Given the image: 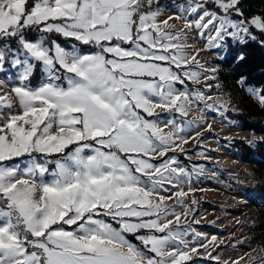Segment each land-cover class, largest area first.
<instances>
[{
  "label": "snow or ice",
  "instance_id": "6c2138e0",
  "mask_svg": "<svg viewBox=\"0 0 264 264\" xmlns=\"http://www.w3.org/2000/svg\"><path fill=\"white\" fill-rule=\"evenodd\" d=\"M192 31L207 50L264 47V14L243 0H183L163 19L158 0H0V72H18L10 90L0 80V264H222L217 238L181 223L192 172L174 153L188 154L192 106L227 112L189 87L209 71ZM237 84L264 105V87Z\"/></svg>",
  "mask_w": 264,
  "mask_h": 264
},
{
  "label": "rangeland",
  "instance_id": "374dc122",
  "mask_svg": "<svg viewBox=\"0 0 264 264\" xmlns=\"http://www.w3.org/2000/svg\"><path fill=\"white\" fill-rule=\"evenodd\" d=\"M181 3L183 0H158L161 18L175 16L177 6ZM171 23L182 27L184 21L173 20ZM188 37L186 43L191 47L187 51L193 53L199 50L198 59L206 62V67L209 69L201 76L199 83L190 82L189 87L201 88L205 97H211L217 105H226L227 112L221 116L217 111L202 110L196 105L192 106L189 119L198 120L199 125L185 132V135L190 137L189 143L183 145L188 154L185 156L179 151L174 153L181 164L192 172L191 180L184 179L181 183V190L187 193L184 201L191 210V213L181 223H188L193 216L199 220V224L194 225L196 231L206 238L204 242L211 241L212 237L217 238L218 247L210 244L209 250L214 254L218 253L223 264H231L237 260L239 264H264L263 213L251 207L244 193L230 190L229 184L225 181L229 178L245 182L251 187L254 184L253 167L241 162L237 154L222 142V140L243 139L252 144L258 137L252 132L243 131L236 121L230 119L228 114L241 116L254 105H264L249 96L248 92L241 89L237 83L229 85L222 83L219 78L221 69L219 62L227 55L222 48L207 50L205 41L195 31L189 32ZM212 68L217 69L214 73L216 78L206 79V76L213 75ZM17 74V69L5 64L4 71L0 72V80L4 81L5 90H10L17 83ZM40 80L42 81L43 77H40ZM158 111L162 113L160 122L163 124L169 114L164 113L162 109ZM209 125H211L210 129ZM197 141L202 143L198 146ZM194 165H201L202 170H196ZM257 183L260 184L263 181L260 180ZM193 199L197 202L196 204H192ZM178 200L179 198L173 197L166 203L175 205ZM176 211L181 212V209L177 208ZM205 225L207 227H203ZM200 251L206 250L202 248ZM195 264L208 263L196 260Z\"/></svg>",
  "mask_w": 264,
  "mask_h": 264
},
{
  "label": "trees",
  "instance_id": "16d2710c",
  "mask_svg": "<svg viewBox=\"0 0 264 264\" xmlns=\"http://www.w3.org/2000/svg\"><path fill=\"white\" fill-rule=\"evenodd\" d=\"M243 4L248 15L264 14V0H243ZM240 48L244 49L247 58V62L242 66H238V62L233 58ZM219 64L221 68L219 78L223 84L237 83L240 75L243 74L257 88L264 87V47H260L256 42L249 41L239 46L229 44L227 55ZM228 115L243 131L252 132L258 138L252 144L243 139L222 140L237 154L241 162L253 167L254 184L250 187L245 182L229 178L225 181L229 184L230 190L244 193L251 207L264 216V106L254 105L241 116ZM260 180L263 183H257ZM206 260L202 261L215 264L214 261Z\"/></svg>",
  "mask_w": 264,
  "mask_h": 264
}]
</instances>
